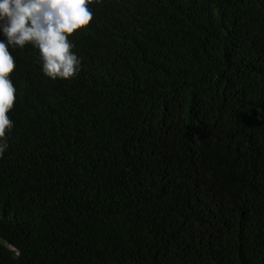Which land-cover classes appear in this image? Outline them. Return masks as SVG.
<instances>
[{
  "label": "trees",
  "instance_id": "obj_1",
  "mask_svg": "<svg viewBox=\"0 0 264 264\" xmlns=\"http://www.w3.org/2000/svg\"><path fill=\"white\" fill-rule=\"evenodd\" d=\"M89 7L75 78L9 47L0 264H264V0Z\"/></svg>",
  "mask_w": 264,
  "mask_h": 264
},
{
  "label": "clouds",
  "instance_id": "obj_2",
  "mask_svg": "<svg viewBox=\"0 0 264 264\" xmlns=\"http://www.w3.org/2000/svg\"><path fill=\"white\" fill-rule=\"evenodd\" d=\"M101 0H0V157L8 148L14 127L8 113L14 108L16 88L10 79L15 58L11 48L31 44L39 50L42 71L52 80H71L80 72L81 61L69 40L94 18L89 5ZM19 255L18 250L12 249Z\"/></svg>",
  "mask_w": 264,
  "mask_h": 264
}]
</instances>
